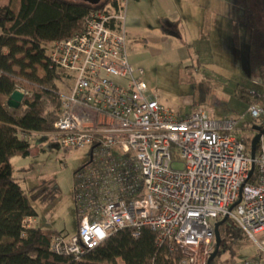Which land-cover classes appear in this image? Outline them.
I'll list each match as a JSON object with an SVG mask.
<instances>
[{
  "label": "built area",
  "instance_id": "1",
  "mask_svg": "<svg viewBox=\"0 0 264 264\" xmlns=\"http://www.w3.org/2000/svg\"><path fill=\"white\" fill-rule=\"evenodd\" d=\"M126 2L91 11L82 33L47 47L52 68L69 86L53 130L28 139L89 149L88 163L73 177L77 232L54 235L50 250L79 260L118 230L137 237L147 227L157 244L180 251L181 264H207L214 224L227 217L255 246L242 264H264V134L250 156L257 134L251 127L264 128L256 123L263 109L249 105L255 123L241 128L199 106L177 117L160 104L128 62ZM35 224L22 222L24 229Z\"/></svg>",
  "mask_w": 264,
  "mask_h": 264
},
{
  "label": "rangeland",
  "instance_id": "2",
  "mask_svg": "<svg viewBox=\"0 0 264 264\" xmlns=\"http://www.w3.org/2000/svg\"><path fill=\"white\" fill-rule=\"evenodd\" d=\"M249 1L264 31L261 0ZM2 3L14 6L16 0ZM172 5L169 17L154 0H142L135 6L132 16L146 35H135L127 42L129 64L140 72L139 78L158 102L177 117L188 116L199 106L215 119L252 122L247 103L235 96L240 88L254 98L264 90V83L248 67L251 30L244 11L235 0H172ZM129 15L126 7V25ZM234 25L237 47L232 40ZM68 86L66 80L58 83L61 92ZM261 122L264 114L256 121ZM32 139V156L11 161L22 190L28 195L32 189L40 191L35 200L29 197L36 212L35 225L74 236L73 177L88 163L89 149H62L49 139ZM233 251L234 257L224 252L214 264H242L255 256V246L247 238L239 239Z\"/></svg>",
  "mask_w": 264,
  "mask_h": 264
},
{
  "label": "trees",
  "instance_id": "3",
  "mask_svg": "<svg viewBox=\"0 0 264 264\" xmlns=\"http://www.w3.org/2000/svg\"><path fill=\"white\" fill-rule=\"evenodd\" d=\"M248 20L251 34L248 67L264 83V31L257 21L249 0H235ZM111 0L92 5L84 0H16L15 5H1L0 0V264H181L178 249L163 242L147 227L137 237L129 228L112 233L79 260L57 255L50 250L54 235L63 233L34 225L24 229L26 218H36L30 199L39 197L32 189L28 195L16 181L11 160L30 155L31 133L53 130L61 105L60 75L52 68L47 47L84 30V19L94 10H106ZM262 16V12H260ZM232 40L239 43L238 28L233 26ZM27 92L19 108L10 109L6 102L12 92ZM235 96L247 105L257 104L264 112V90L258 98L240 88ZM255 121L238 122L250 128ZM41 196V195H40ZM30 197V199H29ZM221 243L218 256L246 238L227 220L219 228ZM171 248V249H170ZM214 264V260L210 262Z\"/></svg>",
  "mask_w": 264,
  "mask_h": 264
},
{
  "label": "water",
  "instance_id": "4",
  "mask_svg": "<svg viewBox=\"0 0 264 264\" xmlns=\"http://www.w3.org/2000/svg\"><path fill=\"white\" fill-rule=\"evenodd\" d=\"M84 1L89 3V4L96 5L101 0H84ZM261 5H262L263 12H264V0H261ZM23 97L24 96L20 91L16 90V91L12 92V94L9 96V98L6 102L7 107L10 109L19 108L20 103L23 100ZM251 128H252V130L257 132L256 136L252 139L251 145H250V156H251V159L253 160L255 157V153H256V145H257L258 139L262 134H264V128L261 129L258 126H252ZM252 170H253V164H251V170L249 172V176L252 174ZM226 221H227V217H224L222 220H220L214 224V249L208 258L207 264H210V262L213 261L218 255L219 247H220V243H221L219 228Z\"/></svg>",
  "mask_w": 264,
  "mask_h": 264
},
{
  "label": "crops",
  "instance_id": "5",
  "mask_svg": "<svg viewBox=\"0 0 264 264\" xmlns=\"http://www.w3.org/2000/svg\"><path fill=\"white\" fill-rule=\"evenodd\" d=\"M142 0H127V3L128 5L126 6L127 7V11L130 13V18L127 20V25L125 23V31H126V46H127V42L129 40H131L132 38L136 36H142V35H146L144 33V31H139V27L136 25V20L134 18L133 15V12H134V9H135V6L137 4H139ZM154 3L155 5L160 8L161 12L167 17L168 15H171L172 13V9H173V5H172V0H154ZM1 5L2 6H7L5 4L2 3V0H1ZM131 5V6H130ZM174 10V9H173ZM169 17V16H168ZM170 20V19H168ZM127 28V30H126ZM35 138H38L40 139V137H35ZM42 139V138H41ZM33 139L30 140V143L32 142ZM32 151H33V148L31 147V144H30V155L29 157L32 156ZM28 157V158H29ZM11 163V166L13 168V165H12V161L10 162ZM13 171H14V168H13ZM15 175V174H14ZM35 219V218H34ZM65 236H68V234H64Z\"/></svg>",
  "mask_w": 264,
  "mask_h": 264
}]
</instances>
